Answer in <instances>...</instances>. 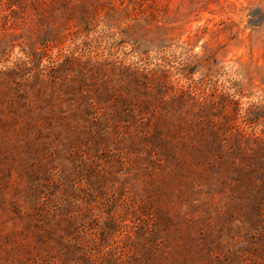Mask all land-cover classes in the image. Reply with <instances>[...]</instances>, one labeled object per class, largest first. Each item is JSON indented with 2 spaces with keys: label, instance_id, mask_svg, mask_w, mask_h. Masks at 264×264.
<instances>
[{
  "label": "rangeland",
  "instance_id": "374dc122",
  "mask_svg": "<svg viewBox=\"0 0 264 264\" xmlns=\"http://www.w3.org/2000/svg\"><path fill=\"white\" fill-rule=\"evenodd\" d=\"M0 264H264V0H0Z\"/></svg>",
  "mask_w": 264,
  "mask_h": 264
}]
</instances>
